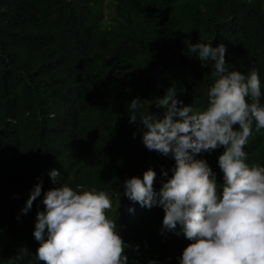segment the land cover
I'll return each instance as SVG.
<instances>
[{"label":"trees","instance_id":"1","mask_svg":"<svg viewBox=\"0 0 264 264\" xmlns=\"http://www.w3.org/2000/svg\"><path fill=\"white\" fill-rule=\"evenodd\" d=\"M185 40L224 44L229 70L258 71L264 93V0H0V264H42L37 212L60 182L108 192L119 235L139 245L126 249L128 264H179L190 241L161 235L162 207H141L122 185L151 168L159 191L175 165L144 146L141 126L129 122L132 99L148 100L141 111L160 118L154 103L170 88L184 105L208 104L213 68L187 54ZM223 151L198 157L218 185ZM245 151L264 166L255 122ZM40 181L41 196L22 213Z\"/></svg>","mask_w":264,"mask_h":264},{"label":"clouds","instance_id":"2","mask_svg":"<svg viewBox=\"0 0 264 264\" xmlns=\"http://www.w3.org/2000/svg\"><path fill=\"white\" fill-rule=\"evenodd\" d=\"M184 43L187 54L213 68L208 104L184 105L170 88L154 103L164 109L160 118L150 110L141 111L148 100H131L129 122L141 126L144 146L171 156L175 165L159 191L154 189L156 172L149 168L143 179L126 178L123 194L141 207H162L160 234H183L190 241L179 264H264V166L249 164L245 151L253 123L257 132L264 129L259 73L229 70L224 44ZM221 147L223 183L218 185L207 161L198 157ZM161 174L167 177L168 171L162 169ZM60 175L55 169L49 172L53 182ZM41 193L42 181L35 184L22 213L27 214ZM42 203L33 232L39 242L35 256L42 264H128L126 249H139L124 242L116 220L108 216L113 205L105 190L60 182L44 192Z\"/></svg>","mask_w":264,"mask_h":264},{"label":"built area","instance_id":"3","mask_svg":"<svg viewBox=\"0 0 264 264\" xmlns=\"http://www.w3.org/2000/svg\"><path fill=\"white\" fill-rule=\"evenodd\" d=\"M136 264H141V263L139 261H137Z\"/></svg>","mask_w":264,"mask_h":264},{"label":"rangeland","instance_id":"4","mask_svg":"<svg viewBox=\"0 0 264 264\" xmlns=\"http://www.w3.org/2000/svg\"><path fill=\"white\" fill-rule=\"evenodd\" d=\"M109 13V11H107Z\"/></svg>","mask_w":264,"mask_h":264}]
</instances>
